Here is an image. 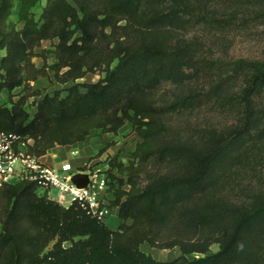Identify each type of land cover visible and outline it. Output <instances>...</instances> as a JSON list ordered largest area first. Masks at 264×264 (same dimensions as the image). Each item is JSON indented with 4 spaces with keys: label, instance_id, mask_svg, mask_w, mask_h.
Instances as JSON below:
<instances>
[{
    "label": "trees",
    "instance_id": "1",
    "mask_svg": "<svg viewBox=\"0 0 264 264\" xmlns=\"http://www.w3.org/2000/svg\"><path fill=\"white\" fill-rule=\"evenodd\" d=\"M18 1L23 25L8 28L12 2L0 0V90L11 97L47 70L74 84L34 92L32 115L28 95L10 99L0 130L31 138L37 157L126 122L141 141L136 164L107 170L128 174V190L112 189L114 230L31 182L2 185L0 264H264V45L253 59L218 51L235 29L260 28L264 41V0H47L38 18L39 0ZM54 39L55 61L36 68L34 49ZM96 70V82H76ZM164 84L184 90L163 100ZM200 112L232 123L195 119L194 136L175 132V117ZM143 243L180 255L155 260Z\"/></svg>",
    "mask_w": 264,
    "mask_h": 264
},
{
    "label": "rangeland",
    "instance_id": "2",
    "mask_svg": "<svg viewBox=\"0 0 264 264\" xmlns=\"http://www.w3.org/2000/svg\"><path fill=\"white\" fill-rule=\"evenodd\" d=\"M47 0H39L36 5L32 8V12L35 14V18H38V15L41 12L42 7L46 4ZM71 3L72 1L69 0ZM12 8L10 11V15L7 18V26L20 28L23 25V22L18 19V10H19V1L11 0ZM222 46L218 47L219 54L229 58H260L263 51L264 41L262 35L260 33V28H250V29H235L233 31L228 32L224 37ZM57 43V39L53 41L43 40L39 46L34 49V53L36 55L31 57V62L34 63L36 68H40L44 63L46 65H50L55 61L54 56V44ZM4 49H0V57L4 55ZM103 76V73L99 70L95 72L87 73L83 78L78 79L77 83H93L96 82L100 77ZM74 82H67L65 84H60L53 79V73L47 70L46 76H40L36 80H30L26 85V88L23 87L15 89L11 93V97L7 90H0V106L10 107V99L12 102L18 100V98L22 95H28L27 102L24 106L25 110L32 115L35 112V101L40 97L32 95L34 92H42L52 94L54 91L61 92V95H64V89L73 85ZM82 89V88H81ZM184 90V87H176L172 84H164L158 89L156 96H159L160 99L167 100L170 99L174 94L181 92ZM207 114L205 112L198 113L194 118L190 119V117H175L173 119V124L175 132L181 134L183 136H194V133L189 129V124L194 123L195 119L201 122L203 120L209 121H219L222 124L232 123L228 118L220 119L218 115H208L209 117L205 118ZM190 119V120H189ZM98 130L99 133H94L93 136H104L105 142L102 144V147L99 148L94 154L86 157L79 158L77 156H71L67 149H63L58 153V156L52 160V164L60 163L63 161L71 162L77 170L84 171H94L97 170L99 172H104L110 178L109 188L106 192L105 198L110 202L113 200V188H116L120 185L122 181L121 188L123 190H128L129 186L127 183V171L118 172L114 171V175L110 177L108 175L109 164L112 160H116V162L122 163L124 167H129L130 163L133 161L136 164V160L133 158V152L136 149L137 144L141 141V139L137 136L135 130L131 127V125L126 122L117 133H112L108 131H102L100 129H94L92 131ZM135 164L133 165L135 167ZM244 176V175H243ZM253 182L254 179L251 176H246L242 178V184L247 182ZM223 193L228 196H233L234 193L229 190H224ZM55 190H52L51 196L55 197ZM117 209V208H115ZM130 222V221H129ZM120 220L116 216L114 212H112L111 216L107 219L106 225L110 229H116ZM1 228V227H0ZM217 244H213L210 247V252H215L217 250ZM140 249L150 254L155 260L160 261H169L174 259L175 257L180 255L179 249H159L155 247H149L146 243L140 245Z\"/></svg>",
    "mask_w": 264,
    "mask_h": 264
},
{
    "label": "built area",
    "instance_id": "3",
    "mask_svg": "<svg viewBox=\"0 0 264 264\" xmlns=\"http://www.w3.org/2000/svg\"><path fill=\"white\" fill-rule=\"evenodd\" d=\"M33 140L27 136L0 130V187L28 181L36 186L38 196H44L67 207L76 202L89 215L106 223L117 206L105 198L110 178L104 172L86 171L87 184L78 187L72 182L73 175L84 174L69 161L57 166L44 164L40 157L31 153ZM72 150L71 156H77ZM55 190V197L51 196Z\"/></svg>",
    "mask_w": 264,
    "mask_h": 264
},
{
    "label": "crops",
    "instance_id": "4",
    "mask_svg": "<svg viewBox=\"0 0 264 264\" xmlns=\"http://www.w3.org/2000/svg\"><path fill=\"white\" fill-rule=\"evenodd\" d=\"M94 133H99V131L98 130L91 131L90 135L86 137V139L82 142H76L74 144L64 145V146L56 145L53 148L49 149L45 155L41 156L40 160L48 166L55 167L59 164V162L52 164V160L55 159L58 156V153L63 149H67L69 151V154L72 150H78L79 158L77 159L86 158L94 154L99 148L102 147V144L105 142L104 136H93ZM85 173L86 171L84 172V174ZM117 210L118 208L114 209L113 211L116 214V216H117Z\"/></svg>",
    "mask_w": 264,
    "mask_h": 264
},
{
    "label": "water",
    "instance_id": "5",
    "mask_svg": "<svg viewBox=\"0 0 264 264\" xmlns=\"http://www.w3.org/2000/svg\"><path fill=\"white\" fill-rule=\"evenodd\" d=\"M72 182L78 187H85L87 184V175L77 173L73 175Z\"/></svg>",
    "mask_w": 264,
    "mask_h": 264
}]
</instances>
